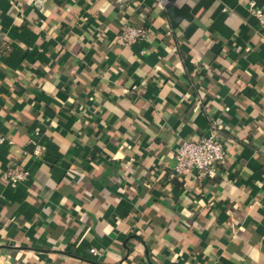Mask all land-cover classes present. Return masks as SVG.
<instances>
[{"label": "crops", "instance_id": "obj_1", "mask_svg": "<svg viewBox=\"0 0 264 264\" xmlns=\"http://www.w3.org/2000/svg\"><path fill=\"white\" fill-rule=\"evenodd\" d=\"M250 1L264 10L0 0V264H264V36ZM126 22L147 39L121 44ZM213 126L228 151L216 176L174 174L180 141ZM10 164L28 179L6 182Z\"/></svg>", "mask_w": 264, "mask_h": 264}, {"label": "built area", "instance_id": "obj_2", "mask_svg": "<svg viewBox=\"0 0 264 264\" xmlns=\"http://www.w3.org/2000/svg\"><path fill=\"white\" fill-rule=\"evenodd\" d=\"M167 2L168 0H157V5L160 9H164ZM248 9L257 18L261 34L264 36L263 8L256 5L254 1H250ZM148 35L147 27L126 22L121 26L117 37L121 44L128 46L135 41L147 39ZM214 131L213 126L208 135L194 141H180L174 152L175 163L172 169L174 174H193L197 180L216 176L218 166L227 159L228 151L223 139ZM33 152L38 154L37 146ZM1 177L9 184L14 185L17 182L27 180L29 173L22 165L10 164ZM90 252L94 255L97 254L94 249H90Z\"/></svg>", "mask_w": 264, "mask_h": 264}]
</instances>
